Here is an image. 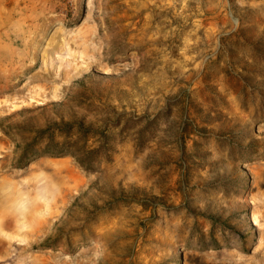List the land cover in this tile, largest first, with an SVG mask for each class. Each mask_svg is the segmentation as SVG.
Segmentation results:
<instances>
[{"label":"rangeland","instance_id":"rangeland-1","mask_svg":"<svg viewBox=\"0 0 264 264\" xmlns=\"http://www.w3.org/2000/svg\"><path fill=\"white\" fill-rule=\"evenodd\" d=\"M0 264H264V0H0Z\"/></svg>","mask_w":264,"mask_h":264},{"label":"trees","instance_id":"trees-1","mask_svg":"<svg viewBox=\"0 0 264 264\" xmlns=\"http://www.w3.org/2000/svg\"><path fill=\"white\" fill-rule=\"evenodd\" d=\"M80 132L82 135L87 136L89 133H92L90 131H84V129L80 128ZM47 134L48 131H45ZM66 137H69L70 131L64 132ZM94 137H97L98 135H101V140H99V146L95 149H87V147L82 148H71L68 145V140L64 141L63 143L55 142L53 135L51 134L50 139L51 143H53V146L49 148V152L51 154L55 155H61V154H69L75 158V160L84 168L88 170H92L95 167V163H97L100 159L105 158L109 161V144L110 141L108 139V136L106 134H93Z\"/></svg>","mask_w":264,"mask_h":264}]
</instances>
